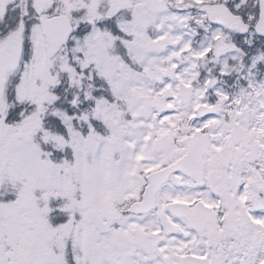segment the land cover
Instances as JSON below:
<instances>
[{
  "label": "snow or ice",
  "instance_id": "obj_1",
  "mask_svg": "<svg viewBox=\"0 0 264 264\" xmlns=\"http://www.w3.org/2000/svg\"><path fill=\"white\" fill-rule=\"evenodd\" d=\"M0 264H264V0H0Z\"/></svg>",
  "mask_w": 264,
  "mask_h": 264
}]
</instances>
